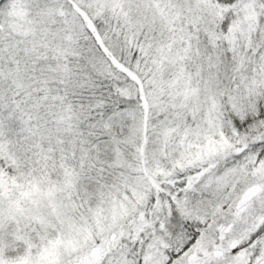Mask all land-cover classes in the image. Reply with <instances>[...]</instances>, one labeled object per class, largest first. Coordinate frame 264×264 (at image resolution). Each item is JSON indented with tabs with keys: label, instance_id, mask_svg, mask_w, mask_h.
Listing matches in <instances>:
<instances>
[{
	"label": "snow or ice",
	"instance_id": "obj_1",
	"mask_svg": "<svg viewBox=\"0 0 264 264\" xmlns=\"http://www.w3.org/2000/svg\"><path fill=\"white\" fill-rule=\"evenodd\" d=\"M0 264H264V0H0Z\"/></svg>",
	"mask_w": 264,
	"mask_h": 264
}]
</instances>
